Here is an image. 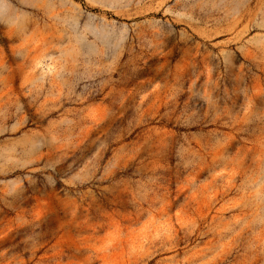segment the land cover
Wrapping results in <instances>:
<instances>
[{
	"label": "rangeland",
	"instance_id": "374dc122",
	"mask_svg": "<svg viewBox=\"0 0 264 264\" xmlns=\"http://www.w3.org/2000/svg\"><path fill=\"white\" fill-rule=\"evenodd\" d=\"M0 264H264V0H0Z\"/></svg>",
	"mask_w": 264,
	"mask_h": 264
}]
</instances>
